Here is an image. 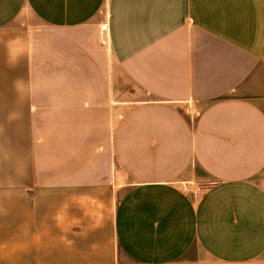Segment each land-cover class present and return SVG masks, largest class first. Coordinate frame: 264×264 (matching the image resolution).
Instances as JSON below:
<instances>
[{"label":"crops","instance_id":"0c3cea01","mask_svg":"<svg viewBox=\"0 0 264 264\" xmlns=\"http://www.w3.org/2000/svg\"><path fill=\"white\" fill-rule=\"evenodd\" d=\"M263 172L264 0H0V264H264Z\"/></svg>","mask_w":264,"mask_h":264},{"label":"rangeland","instance_id":"374dc122","mask_svg":"<svg viewBox=\"0 0 264 264\" xmlns=\"http://www.w3.org/2000/svg\"><path fill=\"white\" fill-rule=\"evenodd\" d=\"M103 26H104V25H102V27H101L102 30H103ZM101 40H102V39H101ZM89 41H91L90 43H91V45H93V47H95L96 44L98 43L97 40H89ZM261 180H262V182H263V184H264V172L261 174Z\"/></svg>","mask_w":264,"mask_h":264},{"label":"built area","instance_id":"2783aa9c","mask_svg":"<svg viewBox=\"0 0 264 264\" xmlns=\"http://www.w3.org/2000/svg\"><path fill=\"white\" fill-rule=\"evenodd\" d=\"M103 30H107V25H104L103 26Z\"/></svg>","mask_w":264,"mask_h":264}]
</instances>
